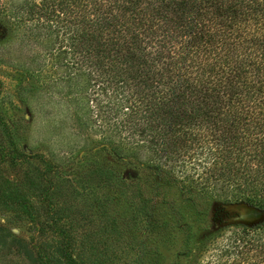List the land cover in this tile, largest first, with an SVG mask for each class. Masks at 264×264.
I'll return each instance as SVG.
<instances>
[{"label":"trees","instance_id":"trees-1","mask_svg":"<svg viewBox=\"0 0 264 264\" xmlns=\"http://www.w3.org/2000/svg\"><path fill=\"white\" fill-rule=\"evenodd\" d=\"M11 4L1 6L7 22L33 50L26 73L62 107L58 137L67 140L46 157L36 153L46 167L34 166L24 182L0 181V208L26 211L54 232L35 264L67 263L74 246L63 225L85 216L80 206L90 199L92 240L103 247L122 244L121 218L142 228L157 220L145 183L90 164L97 155L141 169L156 191L174 186L264 212V0ZM12 153L13 164L26 158ZM57 157L87 168L61 177ZM230 229L210 235L192 264H264V219Z\"/></svg>","mask_w":264,"mask_h":264},{"label":"rangeland","instance_id":"rangeland-1","mask_svg":"<svg viewBox=\"0 0 264 264\" xmlns=\"http://www.w3.org/2000/svg\"><path fill=\"white\" fill-rule=\"evenodd\" d=\"M17 1L0 0V181L24 182L26 173L34 166L46 167L42 161L35 160L36 153L46 157L50 148L58 149L67 140L58 137L62 107L56 110L48 102L45 88H35L36 83L26 73L27 66L32 67L34 63L31 61L33 50L27 51L22 45L20 30L8 24L2 11L3 4ZM17 63L22 65L21 72L15 69ZM12 148L26 153L21 163L11 162ZM71 160L53 159L61 170V177L87 168L83 162L78 167ZM93 162H104L127 180L143 181L145 193L151 198L148 209L157 220L142 228L121 218L122 236L118 238L122 244L103 247L92 240L96 237L98 221L90 216L97 212L96 204L90 199L88 204L80 206L85 216L63 225L74 246L67 252L70 258L65 264H192L196 254L205 253V241L210 235L220 232L225 237L235 225L250 227L264 219L263 211L244 203H225L210 196L182 193L174 186L156 191L152 185L156 179L151 180L141 169L110 155L94 156L90 164ZM51 177L56 178V174ZM75 206L80 210L79 205ZM117 212L126 215L125 206L121 204ZM44 226L43 230L38 229L26 211L0 208V264H35L34 255L40 241L50 242L54 237L53 230ZM41 246L44 248V244Z\"/></svg>","mask_w":264,"mask_h":264}]
</instances>
